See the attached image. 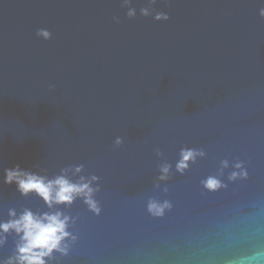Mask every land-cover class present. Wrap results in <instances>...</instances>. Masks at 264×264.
Instances as JSON below:
<instances>
[{"label":"water","instance_id":"95a60500","mask_svg":"<svg viewBox=\"0 0 264 264\" xmlns=\"http://www.w3.org/2000/svg\"><path fill=\"white\" fill-rule=\"evenodd\" d=\"M261 9L264 0H0V223L26 209L67 217V250L46 264H264ZM182 149L198 154L178 171ZM17 165L91 181L99 211L83 196L49 207L21 194L4 183ZM210 177L221 187L206 188ZM150 201L170 207L155 216ZM20 235L0 232V264Z\"/></svg>","mask_w":264,"mask_h":264},{"label":"clouds","instance_id":"9594fccd","mask_svg":"<svg viewBox=\"0 0 264 264\" xmlns=\"http://www.w3.org/2000/svg\"><path fill=\"white\" fill-rule=\"evenodd\" d=\"M133 14L131 11L128 13L129 16ZM143 14L147 15V10H143ZM260 15L264 16V9L260 10ZM155 19H168V17L164 14H158ZM37 35L45 39L51 37V33L43 29ZM116 143L120 144L121 140L117 138ZM197 154L194 150L182 149L181 160L177 164V170L183 171L187 167V161L194 159ZM199 155H203V153H199ZM237 167L240 166L237 165ZM161 171L164 175L160 179H165L168 166H164ZM232 178H235V173ZM95 179L96 177H92V180ZM4 183L9 185L15 183L17 190L23 195L35 192L49 207H52L54 203H71L76 196H83L85 202L93 210L99 211L92 200L94 190L90 186L91 181L84 182V178H81L79 184L71 183L64 176L56 177L54 180H46L43 177L21 170L19 165H17L15 168L5 169ZM204 185L209 190H216L221 187L220 182L211 177L204 182ZM169 207L170 204L168 202L161 204L150 201L148 209L153 215L161 216L164 210ZM9 215L15 217L16 213L10 211ZM67 223L68 218H62V214L59 212L54 214L46 213L40 216L27 209L19 218H13L8 222L0 223V232L8 233L9 231H15L17 235L22 233L20 235V242L17 244L18 254L6 261V264H46L45 258L50 257L54 250L65 253L67 247H61V244L69 235L66 231ZM2 243L3 239L0 238V244Z\"/></svg>","mask_w":264,"mask_h":264}]
</instances>
